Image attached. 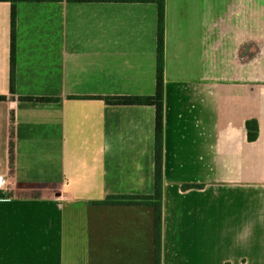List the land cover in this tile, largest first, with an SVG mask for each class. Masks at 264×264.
I'll list each match as a JSON object with an SVG mask.
<instances>
[{
    "label": "crops",
    "instance_id": "obj_1",
    "mask_svg": "<svg viewBox=\"0 0 264 264\" xmlns=\"http://www.w3.org/2000/svg\"><path fill=\"white\" fill-rule=\"evenodd\" d=\"M11 10L0 264H155L154 207L103 201L155 191V107L106 97L155 94L157 5L18 2L14 92ZM165 43L162 264H264V0H166Z\"/></svg>",
    "mask_w": 264,
    "mask_h": 264
},
{
    "label": "trees",
    "instance_id": "obj_2",
    "mask_svg": "<svg viewBox=\"0 0 264 264\" xmlns=\"http://www.w3.org/2000/svg\"><path fill=\"white\" fill-rule=\"evenodd\" d=\"M12 3L11 24H12V48H11V91H15V25H16V4L20 1H61V0H0ZM71 2L84 1H116V2H145L155 3L158 9L157 19V80L156 92L147 96H116L106 97L111 104H147L155 107V191L149 196H112L103 201L109 204H147L155 210V264H162V225H163V139H164V110H165V55H166V0H67ZM5 96H0L4 99ZM28 99H48L44 97H28ZM248 140L255 141L259 137V121L255 118L246 121ZM14 151H11L13 157ZM203 183H184V190L192 188H203ZM5 192L0 190V198Z\"/></svg>",
    "mask_w": 264,
    "mask_h": 264
},
{
    "label": "rangeland",
    "instance_id": "obj_3",
    "mask_svg": "<svg viewBox=\"0 0 264 264\" xmlns=\"http://www.w3.org/2000/svg\"><path fill=\"white\" fill-rule=\"evenodd\" d=\"M36 191V190H35ZM37 193H38V190L36 191ZM36 192H32V193H36ZM40 192V191H39ZM42 192V191H41ZM19 193L20 194H22V193H29V191H27V190H23V189H20V191H19Z\"/></svg>",
    "mask_w": 264,
    "mask_h": 264
}]
</instances>
